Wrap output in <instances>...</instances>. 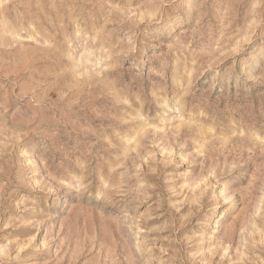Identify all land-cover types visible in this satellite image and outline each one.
Returning <instances> with one entry per match:
<instances>
[{"label":"rangeland","instance_id":"374dc122","mask_svg":"<svg viewBox=\"0 0 264 264\" xmlns=\"http://www.w3.org/2000/svg\"><path fill=\"white\" fill-rule=\"evenodd\" d=\"M0 264H264V0H0Z\"/></svg>","mask_w":264,"mask_h":264}]
</instances>
